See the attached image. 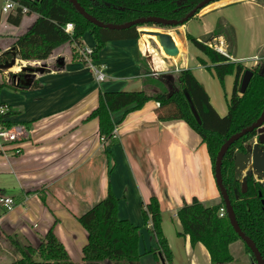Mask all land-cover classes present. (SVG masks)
<instances>
[{"label":"crops","instance_id":"1","mask_svg":"<svg viewBox=\"0 0 264 264\" xmlns=\"http://www.w3.org/2000/svg\"><path fill=\"white\" fill-rule=\"evenodd\" d=\"M9 14L2 11L0 3V49L4 52L17 40L9 36L18 35L4 34L2 27L19 29L22 35L38 18L34 16L21 31L26 15L31 14L23 15L20 26L9 23ZM221 19L234 39L221 35L217 40L225 43L230 59L253 67L254 57L264 55V6L259 0H218L185 24L140 28L173 35L179 47L176 56H167L156 38L142 33L139 39L109 41L94 60L106 74V80L98 82L92 67L75 55L76 43H68L42 60L49 64L44 72L29 75L41 84L39 88L20 91L8 86L3 90L10 89L7 101L13 111L11 120L27 126L31 137L21 154L0 153V174L12 173L18 182L9 190L0 187V194L13 196L19 203L10 212L0 207V264L17 258L15 250L12 252L13 240L38 248L56 219L62 243L72 260L80 262L87 233L78 217L107 198L110 186L119 199V217L138 226L145 223L142 203L153 195L158 198L174 264H212L206 246L202 242L192 244L177 215L178 208L194 197L206 206L222 201L212 159L200 135L182 120H159L156 101L147 102L140 110L132 105L113 113L118 141L110 146L100 136L98 119L88 117L98 105L100 91H141L146 69L148 74L159 71L161 76L172 78L189 68L210 94L214 109L222 117L226 115L235 76L227 75L222 85L199 60L207 57L187 39L188 34L198 40L213 34ZM83 42L84 46L95 45L91 32L84 35ZM67 45L72 50L70 55L62 51ZM147 88L153 91L150 85ZM244 176L242 173L241 181ZM150 229L151 222L141 230L142 264L159 263L153 253H146L158 247ZM7 241L10 249L4 247ZM2 257L8 261L3 262Z\"/></svg>","mask_w":264,"mask_h":264},{"label":"trees","instance_id":"2","mask_svg":"<svg viewBox=\"0 0 264 264\" xmlns=\"http://www.w3.org/2000/svg\"><path fill=\"white\" fill-rule=\"evenodd\" d=\"M20 5L27 6L29 12L38 15L35 23L19 36L11 48L0 55V68L8 64L17 54L23 61H40L48 59L57 47L64 44L84 46L83 37L91 32L95 39L93 59L97 60L100 52L109 41L122 39H139L142 27H170L163 24H138L122 30L103 29L88 21L78 12L69 0H15ZM85 10L103 22L122 24L142 17L159 16L166 19H183L195 9L203 0H78ZM264 6V0H259ZM199 9L196 13H200ZM24 14L21 9L15 15L9 14L8 21L14 26H20ZM74 22L73 35L64 31L67 23ZM187 23V22H186ZM185 24V23H184ZM213 37L202 43L191 34L187 35L207 60L199 58L202 65L213 71L223 85L227 75H234L235 81L232 95L228 104V113L223 117L214 109L210 94L206 91L191 68L177 73L176 78H154L145 71V87L141 91H107L99 92V102L89 120L97 118L99 133L110 146L118 140L114 134L115 122L113 113L132 106L140 110L147 102L156 101L158 118L163 122L182 120L192 127L207 146L215 172L216 156L225 140L246 127L253 125L264 110V65L256 63L248 67L243 62H235L224 54H220L210 46L214 38L221 35L232 37V30L226 26L223 19L217 23ZM264 59V55L262 57ZM147 62L142 60V65ZM30 67V66H29ZM33 68V67H31ZM47 70V69H46ZM252 71V79L244 92L240 91L243 74ZM1 71V70H0ZM31 70L24 68L19 72H10V82L0 81V94L8 86L15 90L39 88L41 84L29 78ZM166 77V76H165ZM153 91H150L147 86ZM189 94L198 110L201 123H198L190 109L187 95ZM1 102V100H0ZM13 113L9 111L8 116ZM9 121V124H14ZM257 131L247 133L233 144L225 153L222 175L225 189L229 192L238 224L252 240L255 241L262 256H264V192L260 196L261 182L253 176L247 177L248 188L242 193L241 177L235 173V155L245 152L246 145ZM110 153V152H108ZM107 198L95 204L85 214L78 217V221L87 233L86 243L83 245L80 262H74L57 229L59 220L48 229L46 236L38 248L23 246L12 241V246L18 255L8 264H142L140 252L141 230L151 222V232L156 238L158 247L146 253H153L158 264H174L173 252L167 241L162 226V210L158 198L153 195L149 202L142 203L145 223L135 225L129 219L119 217V199L109 187ZM239 195V199L237 198ZM224 207L223 199L220 203L206 206L197 197L191 203H184L178 208V218L184 227V234L190 236L193 245L202 242L210 255L212 264H231L235 257L231 245L242 241L235 231L228 217L220 216ZM227 210V209H226ZM245 248L252 258L256 259L246 244Z\"/></svg>","mask_w":264,"mask_h":264},{"label":"water","instance_id":"3","mask_svg":"<svg viewBox=\"0 0 264 264\" xmlns=\"http://www.w3.org/2000/svg\"><path fill=\"white\" fill-rule=\"evenodd\" d=\"M75 8L78 10L80 14H82L88 21L92 22L96 26H99L103 29L109 28L113 30H122L125 28H129L131 26H135L138 24H148V23H157V24H163L165 26H178L182 25L191 18H193L197 11L199 9H203L205 6L209 5L212 2L218 1V0H203L195 9H193L188 16L184 17L183 19L177 20V19H166L159 16H150V17H142L138 18L137 20L122 23V24H114V23H108L103 22L96 18L94 15L88 13L85 8L81 5V3L78 0H69ZM141 33L156 38L159 42V45L163 47V50L165 54L169 57L176 56L179 54V47L175 42V39L173 35L163 32L160 30H150V29H142ZM213 37L212 33H207L199 38V41L202 43H207L211 38ZM17 60V54H14L13 59L8 64L3 65V68L8 69L10 67H13ZM24 68H29L31 71H34L33 68L24 65L22 70ZM35 71H38L39 73L45 71V67H41L40 69H36ZM243 79L241 82L240 91L244 92L246 88L248 87L253 75L251 70H246L243 74ZM187 99L189 102L190 109L193 111L194 116L196 117V120L198 123H201V117L198 112V110L195 107V104L191 98V96L187 93ZM257 131V135L253 138V140L250 143H247L246 145V151L245 152H238L235 155V173L238 177L242 176V173H245V176L242 179V186L241 191L242 193L247 192L248 188V182L247 177L253 176L258 182H261V191L260 196L263 195L264 192V110L260 117L257 119L253 125L244 128L241 130V132L235 133L229 138L225 140V143L220 148L217 156H216V163H215V178H216V184L219 189V192H221L222 199L224 202V207L227 209L228 217L230 219L231 224L233 225L235 231L239 235L240 239L242 241H245L246 244L251 249L256 262H253V264H264V256H262V253L260 252L259 248L257 247L254 240H252L245 232H243L240 224H238L235 209L233 208L232 201L230 198L229 192L225 189L224 182H223V175H222V165L225 153L227 150L235 144L239 139H241L242 136L246 135L247 133H251L253 131ZM237 198L239 199V195H237ZM264 203V201H263Z\"/></svg>","mask_w":264,"mask_h":264},{"label":"built area","instance_id":"4","mask_svg":"<svg viewBox=\"0 0 264 264\" xmlns=\"http://www.w3.org/2000/svg\"><path fill=\"white\" fill-rule=\"evenodd\" d=\"M0 3H2V11L4 13L16 14L18 9H21L23 14L29 12V8L27 6L20 5L15 0H0ZM74 28H75V24L74 22H72V23H67L63 29L68 34L73 35ZM210 46L220 54H224L229 57V53L223 41L220 42L217 40V38H214L213 41H211ZM74 53L81 62L87 64L89 67H92L95 75V80H97L98 82H103L106 80L105 72L94 63V59H93L94 47L79 46L75 44ZM260 59L261 58L259 56L254 57L256 63H258ZM167 73L168 72L164 74ZM151 75L154 78H158L161 75H163V72L156 71V73H153ZM9 111H10V106L0 102V153L8 154L11 152L13 155H19L22 152L21 151L22 146L26 144V142L30 139L31 131L24 124H18L15 122L14 124L8 125L9 121H11V116L7 115ZM18 204L19 203L17 199L14 198L13 196L9 197L0 194V207L5 212L12 211V209H14ZM226 213H227L226 208H222L220 210L221 217L225 216Z\"/></svg>","mask_w":264,"mask_h":264},{"label":"rangeland","instance_id":"5","mask_svg":"<svg viewBox=\"0 0 264 264\" xmlns=\"http://www.w3.org/2000/svg\"><path fill=\"white\" fill-rule=\"evenodd\" d=\"M26 16H27V18H26L25 22L23 23V26H22L21 31H23V28L29 23V21H31L34 18V16H38V15H36L35 13H33L31 15H26ZM145 28H147V27H145ZM2 30H3L2 33H4V34L9 33V34H17L18 35L16 37L9 36L8 39H16L19 36H21L19 34L20 33L19 32V29H16L14 27L12 29L8 28L6 30H4L3 27H2ZM10 44L9 45H10V48H11L14 43H10ZM9 45L7 44L6 47L8 48ZM4 51H5V49H0V55ZM62 51H64L65 55H70L72 50H71V47L69 45H67V46H65L62 49ZM260 58L261 59L259 60V63L261 62V64L264 65V59L262 57H260ZM55 64H56V62H55ZM24 65L33 67V70L34 71H31V74H38L39 72L38 71H35L36 69H40L41 67H48L49 66V64L47 62L45 63L42 60H40V61L24 60L23 61L18 56L17 57V60H16V63H15V65L12 68L11 67L8 68V69L0 68V70H1L0 71V81L11 82L10 77H9L10 72H14V73L19 72L24 67ZM20 67H21V69H19ZM160 77H163V76H160ZM167 77H169V76L168 75H166V77L164 76V78H167ZM173 78H176L175 75H173L172 79ZM10 94H11L10 93V89L5 90V92L2 93V95L0 94L1 103H4V104H7L8 105L9 104L8 103L9 101H7L8 100L7 97ZM14 186H18V182L16 181L15 176L12 173L11 174H6V175H1L0 174V187L9 190V189L13 188ZM238 243H239V245H238ZM0 247H3V245H1ZM4 247L6 249H8V248L10 249V247H11L10 242L7 241V243L4 244ZM231 249H232V253H233L234 257H235V261L232 262V264H252V258L249 256V253L247 252V250L245 248V244L242 241H237V243L233 244V246H232ZM14 250L15 249H13V251H12L13 253H15ZM13 253H11V254H13ZM2 259H3V257H2ZM6 261H8V259H3V262H6Z\"/></svg>","mask_w":264,"mask_h":264},{"label":"flooded vegetation","instance_id":"6","mask_svg":"<svg viewBox=\"0 0 264 264\" xmlns=\"http://www.w3.org/2000/svg\"><path fill=\"white\" fill-rule=\"evenodd\" d=\"M252 140H253V139H252ZM252 140H251V141H252ZM251 141H250V142H251ZM250 142H249V143H250Z\"/></svg>","mask_w":264,"mask_h":264},{"label":"bare ground","instance_id":"7","mask_svg":"<svg viewBox=\"0 0 264 264\" xmlns=\"http://www.w3.org/2000/svg\"><path fill=\"white\" fill-rule=\"evenodd\" d=\"M12 68V67H11ZM18 69V68H17Z\"/></svg>","mask_w":264,"mask_h":264}]
</instances>
